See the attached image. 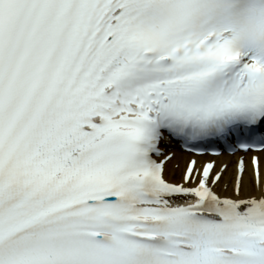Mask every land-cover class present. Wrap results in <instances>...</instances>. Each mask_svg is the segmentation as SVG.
Wrapping results in <instances>:
<instances>
[{"label":"snow or ice","instance_id":"1","mask_svg":"<svg viewBox=\"0 0 264 264\" xmlns=\"http://www.w3.org/2000/svg\"><path fill=\"white\" fill-rule=\"evenodd\" d=\"M0 264H264V0H0Z\"/></svg>","mask_w":264,"mask_h":264}]
</instances>
